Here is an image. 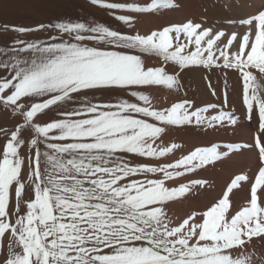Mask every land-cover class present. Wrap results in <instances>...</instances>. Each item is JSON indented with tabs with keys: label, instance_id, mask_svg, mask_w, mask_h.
Instances as JSON below:
<instances>
[{
	"label": "snow or ice",
	"instance_id": "6c2138e0",
	"mask_svg": "<svg viewBox=\"0 0 264 264\" xmlns=\"http://www.w3.org/2000/svg\"><path fill=\"white\" fill-rule=\"evenodd\" d=\"M91 3L101 4V0ZM101 6L148 13L179 4L176 0H150L143 7L121 3ZM117 19L125 23L131 20L128 16ZM240 23L254 25L255 38L250 42L244 36L239 54L232 60L224 56V67L239 73L248 119L252 118L253 102L258 110L261 135L254 138V146L261 167L250 186L246 205L234 214L230 215L229 194L247 179L244 175L232 179L222 198L207 207L198 221L193 214L174 226L164 205L182 197L189 187L170 189L165 181L183 175L176 169L192 171L227 153H219L216 146L197 149L164 166L132 164L121 154L165 156L176 146L157 149L153 144L166 126L191 123L193 116L199 124L205 118L198 112L189 113L187 102L157 111L151 107L149 97L139 92L131 95L142 105L127 100L94 103L87 93L146 85L172 88L178 82V73L169 74L167 66L171 63L180 70L214 66L212 49L223 34L209 36L191 22L169 25L146 37L123 35L99 25L60 22L48 27L67 34L69 40L48 44L16 41L23 47L12 52L31 55L0 64L13 73L11 78H0V102L23 118L10 135L5 133L8 139L0 147V241L9 237L0 264H250V257L234 253L253 238L264 239V204L258 194V189L264 190V8ZM13 30L33 31L22 27ZM85 40L138 49L155 55L162 64L146 68L139 55L88 47L82 43ZM205 40L206 47H202ZM192 45L194 50H190ZM6 91L10 94L5 95ZM82 93L84 102L71 111H61L63 118L42 125L35 122L34 118L46 109L73 102ZM44 96L49 98L27 109L18 103L22 98ZM138 117L151 118L154 123ZM213 119L223 120L224 114ZM25 128L34 134L29 141L21 135ZM53 140L71 142H48ZM42 142L51 152L41 154L38 145ZM26 143L33 151L28 169L32 196L28 200L23 199L24 158L20 155ZM41 155L46 164L43 171ZM157 173L163 178L147 177ZM139 175L144 179L133 178Z\"/></svg>",
	"mask_w": 264,
	"mask_h": 264
},
{
	"label": "bare ground",
	"instance_id": "6f19581e",
	"mask_svg": "<svg viewBox=\"0 0 264 264\" xmlns=\"http://www.w3.org/2000/svg\"><path fill=\"white\" fill-rule=\"evenodd\" d=\"M150 0H101V4L93 5L91 0H0V64L14 63L16 59H26L31 53L20 52L18 55L11 49L23 47L16 41L26 43H58L69 40L67 34L60 33L54 27H48L60 22L85 23L86 26H103L129 36H147L153 31L169 25H182L188 22L199 25L198 31H207L209 36L223 35L213 46V55L216 57L214 66L209 68L188 67L180 70L178 66L169 64V74H176L177 83L172 88L166 85L131 86L127 89L89 90L88 100L94 103H116L127 100L130 103L143 104L132 92L147 95L151 107L157 111H166L176 103H184L189 113H199L204 122L197 124L195 117L191 123L180 126H166L165 132L155 141L153 147L160 149L175 145L176 147L162 157H138L130 154H121L122 158L132 164H149L151 166H164L174 164L188 156L197 149H207L216 146L221 155L217 160L186 171L184 168L176 169L183 173L181 176L166 180L170 189L187 185L189 191L182 197L169 201L164 205V212L172 226L183 219L195 214L197 221L200 215L212 203L222 198L223 193L237 175L247 177L230 195V215L245 206L249 199V190L255 177L259 173L261 164L258 159V150L254 146V138L261 135L258 130V110L253 102L251 120L248 119L247 109L243 103L242 83L239 73L224 67V56L234 59L240 50L244 36L251 42L255 38L254 25H244L240 21L255 14L264 8V0H176L179 7L154 10L148 13H139L124 9H109L101 6L108 3L134 4L146 6ZM118 16H128L129 23L117 19ZM39 25H45L39 28ZM8 26V27H5ZM33 29L20 33L14 28ZM90 33H85L88 35ZM235 34V38H233ZM55 37V39H52ZM207 39V38H206ZM232 42L229 44L228 41ZM88 47H97L105 50L120 51L126 54L141 56L145 67H159L162 61L152 54L141 53L133 48H115L96 40L82 42ZM206 47V40L202 41ZM194 50V45L190 46ZM223 53V55H222ZM254 71V70H253ZM10 69L0 66V78H11ZM215 92V94H213ZM225 93L227 102L225 103ZM6 94H10L6 91ZM49 97H26L18 103L27 109L32 103H39ZM264 99V93L261 94ZM83 93L73 102L61 103L52 106L34 118L38 124H44L54 119H61V111H71L83 103ZM224 114V119H213ZM230 117V118H229ZM147 119L154 123L151 118ZM23 123L18 113L14 114L12 108L5 107L0 102V147L15 130L17 124ZM22 138L29 141L33 137L30 128L22 130ZM51 143H66L71 141H48ZM239 146V147H232ZM41 154L51 152L42 142L38 145ZM20 155L24 158L22 179L25 183L24 200L32 196L31 185L28 182L29 160L33 151L27 143L21 147ZM46 167L45 157L41 155V170ZM170 171V170H169ZM163 178V177H162ZM199 182V183H196ZM260 201L264 204V190L258 189ZM14 202V189H13ZM21 205V213L24 211ZM15 217H13V220ZM9 237L6 235L0 241V260L7 252ZM244 253L250 257V264H264V239L253 238L243 249H237L234 255Z\"/></svg>",
	"mask_w": 264,
	"mask_h": 264
},
{
	"label": "rangeland",
	"instance_id": "374dc122",
	"mask_svg": "<svg viewBox=\"0 0 264 264\" xmlns=\"http://www.w3.org/2000/svg\"><path fill=\"white\" fill-rule=\"evenodd\" d=\"M170 171H173V169H169ZM147 177L148 178H151V179H158V178H162V174H147ZM135 179H144V175H139L137 177H133Z\"/></svg>",
	"mask_w": 264,
	"mask_h": 264
}]
</instances>
